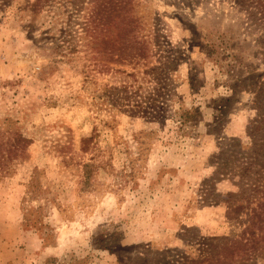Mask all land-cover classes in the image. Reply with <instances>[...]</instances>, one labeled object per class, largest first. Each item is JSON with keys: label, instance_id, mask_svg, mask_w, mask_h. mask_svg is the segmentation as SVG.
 Listing matches in <instances>:
<instances>
[{"label": "rangeland", "instance_id": "1", "mask_svg": "<svg viewBox=\"0 0 264 264\" xmlns=\"http://www.w3.org/2000/svg\"><path fill=\"white\" fill-rule=\"evenodd\" d=\"M263 145L264 0H0V264H264Z\"/></svg>", "mask_w": 264, "mask_h": 264}, {"label": "trees", "instance_id": "2", "mask_svg": "<svg viewBox=\"0 0 264 264\" xmlns=\"http://www.w3.org/2000/svg\"><path fill=\"white\" fill-rule=\"evenodd\" d=\"M113 9H116V7L114 6ZM131 25H132L131 23L122 24L121 28L124 29V31L122 32V34L119 35L118 39H116L112 44L114 47L119 49V51H120L119 56L121 58L120 60L140 62L149 56V54H148L149 50H150L149 41L147 40V38H145V36L143 34L142 35L135 34L134 33V27L133 26L131 27ZM123 89L125 91H128L127 86L124 87ZM156 114L161 115V111H157L153 107V111L149 112V118L155 119L157 116ZM186 114L188 115V114H190V112L185 113L184 116ZM182 117H183V115H182ZM17 139H18L17 140L18 142L23 143V146L29 142V139H27L26 137H24L21 134H17ZM85 142H87V139L85 140ZM18 154L20 155L21 153H18ZM262 191L264 192V190H262ZM254 211H255L254 212V219L252 221V224L246 229L247 237L245 238L246 242L244 244V246L249 250L251 248H254L253 244L256 241H258V238L256 236L257 233H256V230L254 228L255 225L260 226L261 229L264 226V217H263L264 202H259L257 208L254 209ZM255 219H257V220L255 221ZM252 225L254 227H252ZM233 243L238 245L239 241L234 240ZM251 243H252V245H251Z\"/></svg>", "mask_w": 264, "mask_h": 264}]
</instances>
